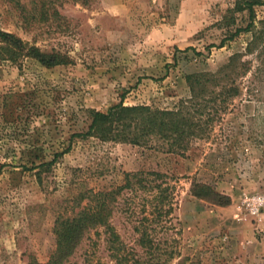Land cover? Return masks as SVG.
<instances>
[{"label": "rangeland", "instance_id": "obj_1", "mask_svg": "<svg viewBox=\"0 0 264 264\" xmlns=\"http://www.w3.org/2000/svg\"><path fill=\"white\" fill-rule=\"evenodd\" d=\"M14 1L0 0V29L63 62H0V264L45 262L58 214L75 212L85 191L111 189L138 171L162 173L172 193L173 228L155 233L173 249L164 264H264V9L253 6L257 38L245 53L252 32L227 38L246 23L236 0H50L56 14L43 17L38 3L18 0L28 22ZM237 52L248 63L235 80L240 94L183 155L70 138L86 130L89 111L120 97L123 105L173 107L188 95L185 75L214 71ZM60 152L48 167L36 166ZM198 184L229 202L196 195ZM137 202L123 191L108 219L142 255L131 229ZM98 251L109 264L102 245ZM70 261L81 264L77 255Z\"/></svg>", "mask_w": 264, "mask_h": 264}, {"label": "trees", "instance_id": "obj_2", "mask_svg": "<svg viewBox=\"0 0 264 264\" xmlns=\"http://www.w3.org/2000/svg\"><path fill=\"white\" fill-rule=\"evenodd\" d=\"M30 3H38L42 17L49 9L52 14H56L50 0H30ZM14 4L19 8L21 18L28 22L29 16L28 12L25 13L24 5L18 0ZM254 5L264 9V0L234 2V11L246 12V23L235 27L227 37L233 38L240 32H252L244 47L245 53L251 52L257 38L253 31ZM242 55L243 52L232 53L214 71L185 75L188 95L180 98L171 108L123 105L120 97L118 103L105 111H89L90 121L86 130L72 133L70 138L94 136L101 141L151 146L167 153L183 155L189 148L191 139L205 134L212 122L227 109L229 101L240 94L235 80L248 68L247 61L241 59ZM22 57L33 58L46 66L63 62L61 54L42 52L13 33L0 29V62H18ZM62 152L54 153L50 161L36 166L48 167ZM163 176L156 171L126 172L122 183L111 189L85 191L80 198L86 197L87 200L75 212L55 217L52 227L55 246L48 259L41 263L31 258L27 264H76L75 261H70L76 255L81 258V264H104L98 256L100 245L109 264H164L172 256L173 249L162 247L160 238H156L155 233L163 234L173 228L170 216L173 197ZM125 190L140 199V203L134 205L135 208L139 207L131 229L136 233L135 241L141 248L142 255L122 240L108 219L116 196ZM193 190L196 195L211 203L224 205L229 202L228 196L214 191L209 185L198 184ZM140 191H145L146 195L137 194ZM134 207H131L130 213H136L133 211Z\"/></svg>", "mask_w": 264, "mask_h": 264}, {"label": "built area", "instance_id": "obj_3", "mask_svg": "<svg viewBox=\"0 0 264 264\" xmlns=\"http://www.w3.org/2000/svg\"><path fill=\"white\" fill-rule=\"evenodd\" d=\"M251 208V212H256L257 211V208L256 207H250Z\"/></svg>", "mask_w": 264, "mask_h": 264}]
</instances>
